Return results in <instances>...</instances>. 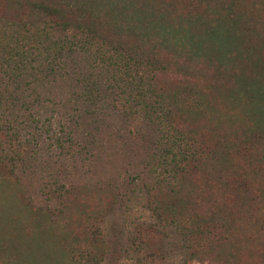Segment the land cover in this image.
I'll return each instance as SVG.
<instances>
[{"label": "rangeland", "instance_id": "rangeland-1", "mask_svg": "<svg viewBox=\"0 0 264 264\" xmlns=\"http://www.w3.org/2000/svg\"><path fill=\"white\" fill-rule=\"evenodd\" d=\"M68 1V24L141 65L87 100L77 51L29 89L35 51L0 57V264H264V0ZM33 2L0 0V50L44 22ZM26 95L70 142L23 124Z\"/></svg>", "mask_w": 264, "mask_h": 264}, {"label": "trees", "instance_id": "trees-1", "mask_svg": "<svg viewBox=\"0 0 264 264\" xmlns=\"http://www.w3.org/2000/svg\"><path fill=\"white\" fill-rule=\"evenodd\" d=\"M32 5L34 11L33 17H35V21L39 22L41 20H44V22L38 23V27L34 28L33 33L30 32L32 31L30 28H25V24H23V36L18 35V33H16L15 31L12 32L13 35L17 34L13 36L15 42L13 43L12 40H10V42L8 43L6 42L7 44L3 46V50H5V48H8L9 50L6 53H3V50H0V57H6V59H9L7 57H10L9 55L11 54V49L16 50L21 48L23 49V52L29 53L31 55H33V50L35 51L33 58L40 59V61L37 68L32 69L39 75L42 73L40 78L42 80L38 79L37 75H33V81H23V87L25 89H29L30 85L49 81L47 79H51L49 77L53 76V74L56 72V69L59 71H63V73L58 72L59 75H66V69L69 65L70 54L76 51L92 60V64H89V66L91 71L94 69L93 73L96 74V76L92 78V72H90L89 74L80 73V75H82L81 81L84 86L83 97L87 100H91L90 95L92 91H95L96 93L98 92L99 88L97 83H102L101 87H103L104 90L112 88L111 85L106 82L108 78L107 72L109 71L112 72L114 82L116 83L123 82L122 84L124 85L125 81L128 83L130 82L126 78H129L130 80L133 79L132 72H136L137 67L141 65L140 60L133 58L128 53H125L123 49L119 48L117 45L110 49L107 48V42L103 39V37L100 36L97 32L90 30L86 25L80 24L81 21L74 24H68L67 21L77 19L76 16L70 15V9H72V6L69 1L67 2V0H64V2H62L60 0L58 2H53V0H34ZM79 19L81 20V18ZM45 20H53V23L51 24L45 22ZM27 25L29 27V24ZM0 30L4 32L9 29H6V26L0 23ZM31 35L36 37L37 40L29 39ZM10 37L12 38V36ZM17 37L23 39L22 45H20ZM14 54H17L18 57L23 56L24 58V55L21 51H14ZM29 61H33L32 58H30ZM0 63H3V60H1ZM12 65L16 66L17 64L16 62H13ZM25 65L26 61H23V72L26 71ZM15 69L17 70V68ZM118 72L123 73V78L116 74ZM100 73H102V75H100ZM12 77L13 74L10 73L7 68H0V90L2 92L6 91V83H9L12 80ZM122 84H116V88L122 90ZM122 94H124V92H122ZM11 95L12 94H10V96ZM40 95L41 94L39 92L35 91V95L33 96L32 100H30V103L45 101V98ZM28 97V95L23 97V109L28 111L29 120H25L23 124L29 122V124H33L32 127L40 129L41 131L43 130V132L46 134V139H52L54 143L59 146L64 142H70L71 138L69 136V132L66 133L62 128H59L60 136L52 132V130L50 129V121L48 117H41L35 111L32 113V115L29 114L31 108L28 107L30 103L26 102V98ZM0 101L4 102L5 98L3 96L0 97ZM7 103L8 100L3 103V106L6 105L4 107V110H12V108H9L11 105L8 107ZM1 105L2 104H0V106ZM170 114L171 113L168 110H166V112L161 111V117L165 118L167 121L170 118ZM40 118L42 119V121H40ZM6 121V119H0V122L3 124H6ZM20 125L21 124H18V126ZM1 126L2 125H0V128ZM4 128L8 129L7 127ZM20 129L16 130L14 128V130L9 133V136L15 137L16 140L18 138V130ZM169 144L170 148L176 146V144H172L171 140H169ZM186 152L188 151L183 150L182 153L179 154V158L183 160L185 156H188ZM171 155L175 158V154Z\"/></svg>", "mask_w": 264, "mask_h": 264}]
</instances>
